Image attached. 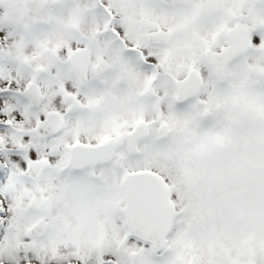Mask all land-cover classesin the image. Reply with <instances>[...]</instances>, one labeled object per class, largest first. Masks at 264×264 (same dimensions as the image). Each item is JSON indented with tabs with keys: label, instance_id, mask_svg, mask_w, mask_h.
Listing matches in <instances>:
<instances>
[{
	"label": "snow or ice",
	"instance_id": "6c2138e0",
	"mask_svg": "<svg viewBox=\"0 0 264 264\" xmlns=\"http://www.w3.org/2000/svg\"><path fill=\"white\" fill-rule=\"evenodd\" d=\"M0 264H264V0H0Z\"/></svg>",
	"mask_w": 264,
	"mask_h": 264
}]
</instances>
